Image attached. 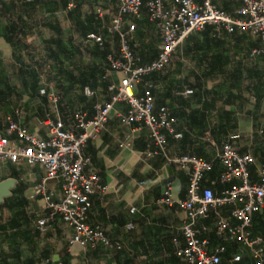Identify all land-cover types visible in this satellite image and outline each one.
Wrapping results in <instances>:
<instances>
[{
  "label": "crops",
  "instance_id": "crops-1",
  "mask_svg": "<svg viewBox=\"0 0 264 264\" xmlns=\"http://www.w3.org/2000/svg\"><path fill=\"white\" fill-rule=\"evenodd\" d=\"M215 4L236 15L243 0H215ZM98 8L104 12L103 18ZM117 10L116 0H67L66 5L64 0H0V87L6 80L13 87L8 95L0 96V131L12 119L47 139L50 122L61 117L67 129L78 133L74 115L81 112L90 119L96 104L109 101L114 94L110 87L122 78L121 73L110 71L108 60L110 54L118 56V37L107 32ZM77 21L85 24L88 34H101L104 45L87 40L88 34L82 35ZM133 21L137 31L132 46L142 63H149L158 56L159 31L148 21L145 10ZM11 32L20 38L17 53L5 36ZM49 39H63L75 53L72 59L60 54L63 66L73 71L71 79L56 76L64 83L63 92L46 74L39 75L40 93L44 88L54 89L62 99L57 112L49 100L44 103L39 93H32L27 85L30 77L18 72L21 64H32L26 48L43 58ZM260 46L250 33L207 27L194 32L167 68L149 78L154 84L156 110L168 107L177 120L176 132L181 134L180 138L167 134L165 153L153 154L156 147L147 127L121 123L119 114L129 109L125 102L115 105L105 129L87 143L85 154L107 186L106 192L97 191L90 197L89 223L100 225L110 240L120 242L123 248L119 251L83 250L72 245L71 231L60 217L42 232L38 221L48 211L46 201L35 191L44 185L59 200L62 184L45 180L41 165L0 163V182L16 181L11 195L0 203V264H180L177 250L184 245L181 229L185 220L180 202L186 198L189 178L168 159L190 155L213 162L204 186L219 196L232 186L221 181L224 168L217 160L222 143L229 141L240 154L256 159L250 170L252 182H258V170L264 163V57L252 56V51ZM74 65L89 70L86 79L90 85L82 88L83 77ZM86 88L94 94L87 95ZM137 92L142 94V86ZM12 140L17 141L15 135ZM168 187L174 201L171 206L161 202ZM232 209L225 206L219 211L237 225L231 219ZM215 225L214 213L198 224L200 237L209 241L211 249L221 244ZM257 225L253 224L252 235L263 237ZM226 246L231 258L242 254L245 263L251 260L248 248L233 242Z\"/></svg>",
  "mask_w": 264,
  "mask_h": 264
},
{
  "label": "built area",
  "instance_id": "built-area-1",
  "mask_svg": "<svg viewBox=\"0 0 264 264\" xmlns=\"http://www.w3.org/2000/svg\"><path fill=\"white\" fill-rule=\"evenodd\" d=\"M118 10L112 16L107 32L118 37V56L108 55L110 71L119 72L122 78L118 85H112L111 99L95 106L92 118L81 112L74 115L76 133L66 128L63 118L50 122V136L39 137L18 122L9 119L7 127L0 131V163H25L41 165L46 178L56 179L62 184L63 195L55 200L44 185L39 186L36 196L46 201L47 215L38 221V228L45 232L60 217L71 231L70 243L83 250L104 249L119 251L122 244L109 239L100 225L89 223L90 197L97 191L106 192L107 186L94 169L91 157L85 154L90 140L97 139L105 129L110 113L115 105L125 102L129 109L119 114L124 125L140 124L150 130L155 143L153 154L165 153L167 134L180 138L176 132V118L168 107L155 108L154 84L149 78L163 72L181 45L197 31L209 26L224 28L228 33L242 31L250 33L261 42L252 51V56L264 57V0H243L236 15H231L217 7L215 0H116ZM148 21L160 34L158 56L149 63H142L135 53L132 39L137 31L133 19L141 18L143 11ZM103 18L102 9H97ZM87 40L104 45L101 34L90 33ZM142 86V94L137 90ZM87 95H93L89 88ZM45 94V90L41 91ZM49 103L58 111L60 98L54 89L47 93ZM16 136L17 141L12 137ZM217 160L224 171L222 182L232 186L216 196L213 189L204 186V180L213 168V162L196 156L183 155L169 158L168 161L188 175L189 183L186 198L180 202L185 212L182 226L184 245L177 250L180 264H221L222 254L227 251V243L237 242L250 250L251 260L244 262L242 254L229 259L228 264H264V236L253 237L252 227L255 214L264 219V163L259 167V180L252 182L250 167L256 159L250 154H240L232 143L225 141ZM162 203L173 205L171 188L168 187L161 199ZM232 206L231 219L223 218L220 209ZM135 209H131L134 213ZM212 213L216 217V232L221 241L214 249L209 241L200 237L198 224ZM128 228H133L132 224ZM177 242V241H176Z\"/></svg>",
  "mask_w": 264,
  "mask_h": 264
},
{
  "label": "trees",
  "instance_id": "trees-1",
  "mask_svg": "<svg viewBox=\"0 0 264 264\" xmlns=\"http://www.w3.org/2000/svg\"><path fill=\"white\" fill-rule=\"evenodd\" d=\"M66 3H67V0H64L65 5ZM76 24L82 29L83 31L82 35L86 36L88 33L85 31L86 29V27L84 26L85 24L79 23V21H77ZM52 27H55V26H52ZM209 27H212V26H209ZM5 36L8 42H10L15 47V51L17 53L18 51L17 48L19 47V40H20L18 33L11 32V33H7ZM25 52L29 56V58L32 59V64L31 65L21 64V66L18 68V72L21 75H26L27 77H30L31 80L30 82H27V85L29 84L32 90V93L33 94H35V92L39 93V96L42 99V101H44V103H48L47 93L50 91V89L44 88L43 90H45V94L40 93L41 89L39 88V75H41L42 73L46 74L49 77V79L50 78L53 79L58 91L63 92L64 83H62V81L60 80H56L57 79L56 76L61 75V76L69 77L71 79L73 75V71L70 68L68 67L65 68L63 66V61L60 59V54H64L66 59H72L75 56V53H73L72 51L68 49V46L65 45V43L63 42V39H49L46 42L45 57L43 58L37 57L36 55L38 53H35V51L33 50H29L26 48ZM17 60H18V57H17ZM74 68L76 70H79L80 75L83 77V79L81 80L82 82H80L82 88H84L87 85H90V83L86 79V75H87V72H89V70H82L83 68L81 67V65L80 66L74 65ZM103 74H105L104 70H103ZM158 74L159 73L154 74V75L156 76ZM2 84H3V87H0V96L8 95V91H10L13 87L10 85V83L7 80ZM24 84L26 85V82H24ZM61 92L60 94L62 96ZM61 101L62 99L60 100V104H61ZM255 221H257V223ZM254 223L255 225L258 224L256 226L257 230L264 233V219L262 215L255 214L253 224ZM233 243H237V242H233ZM230 258L231 257L229 256V252L227 249V251L224 254H222L221 264H228Z\"/></svg>",
  "mask_w": 264,
  "mask_h": 264
},
{
  "label": "water",
  "instance_id": "water-1",
  "mask_svg": "<svg viewBox=\"0 0 264 264\" xmlns=\"http://www.w3.org/2000/svg\"><path fill=\"white\" fill-rule=\"evenodd\" d=\"M16 181L13 179H7L0 182V203L3 202L5 197L11 195V189L15 186Z\"/></svg>",
  "mask_w": 264,
  "mask_h": 264
}]
</instances>
